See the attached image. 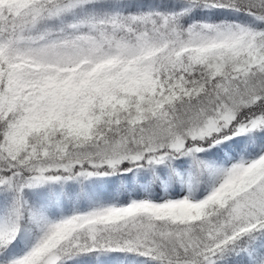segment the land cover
Segmentation results:
<instances>
[{"label":"snow or ice","instance_id":"snow-or-ice-1","mask_svg":"<svg viewBox=\"0 0 264 264\" xmlns=\"http://www.w3.org/2000/svg\"><path fill=\"white\" fill-rule=\"evenodd\" d=\"M0 264H264V0H0Z\"/></svg>","mask_w":264,"mask_h":264}]
</instances>
